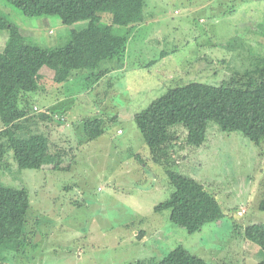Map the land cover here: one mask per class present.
I'll return each mask as SVG.
<instances>
[{"label":"rangeland","instance_id":"374dc122","mask_svg":"<svg viewBox=\"0 0 264 264\" xmlns=\"http://www.w3.org/2000/svg\"><path fill=\"white\" fill-rule=\"evenodd\" d=\"M146 1L145 22L124 60L74 72L63 84L53 83L50 69L41 71L51 82L29 96V126L47 135L62 158L57 168L39 170L19 169L8 154L0 163V183L30 195L24 238L0 248V264H150L178 247L208 264L264 262L262 248L245 239L248 226L264 223V141L257 146L210 123L204 145L193 147L179 125L176 149L161 165L134 119L170 89L257 74L264 59V0ZM0 10L43 48L66 46L90 23L25 16L1 0ZM103 22L111 24L107 17ZM7 39L0 30V50ZM100 70L109 72L95 84L92 74ZM52 108V121L39 119ZM97 118L104 120V134L90 140L83 124ZM168 170L202 184L225 218L189 234L171 222L169 210L156 212L174 192Z\"/></svg>","mask_w":264,"mask_h":264},{"label":"trees","instance_id":"16d2710c","mask_svg":"<svg viewBox=\"0 0 264 264\" xmlns=\"http://www.w3.org/2000/svg\"><path fill=\"white\" fill-rule=\"evenodd\" d=\"M1 1L6 8L29 17L55 16L64 25L90 22L66 46L43 48L24 36L10 15L0 10V30L8 33L5 46L0 50V163L4 164L8 154L21 170H39L45 165L57 168L62 155L53 153L47 135L33 133L29 126L33 121L29 96L39 93L51 82L50 77L41 71L50 69L54 72L53 83L63 84L74 72L97 71L103 61L124 60L134 31L145 22L147 1ZM104 17L109 18L111 24L104 23ZM257 64V74L233 76L219 86L192 82L170 89L136 114L134 119L151 149L153 160L162 165L174 153L178 141L175 129L179 125L188 132V146L204 145L210 123H215L224 132H240L261 146L264 141V59ZM108 72L100 70L92 74L94 83L97 84ZM50 111L53 115L42 114L39 119L52 121L56 112L54 108ZM83 130L88 139H98L104 134V120L87 119ZM167 175L174 192L167 201L155 207L156 212L169 210L171 222L189 234H196L206 225L225 218L216 198L202 184L172 170H168ZM29 209L27 190L0 183V248L23 240ZM259 210L264 212V198ZM245 239L264 251V223L248 226ZM150 264L208 263L178 247L160 262Z\"/></svg>","mask_w":264,"mask_h":264},{"label":"crops","instance_id":"0c3cea01","mask_svg":"<svg viewBox=\"0 0 264 264\" xmlns=\"http://www.w3.org/2000/svg\"><path fill=\"white\" fill-rule=\"evenodd\" d=\"M122 30V29H121ZM120 32V31H119Z\"/></svg>","mask_w":264,"mask_h":264}]
</instances>
